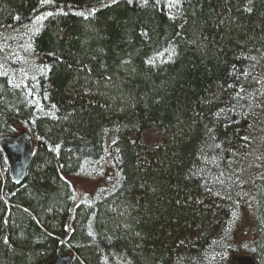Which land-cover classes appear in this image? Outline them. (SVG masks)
<instances>
[{"label":"trees","instance_id":"16d2710c","mask_svg":"<svg viewBox=\"0 0 264 264\" xmlns=\"http://www.w3.org/2000/svg\"><path fill=\"white\" fill-rule=\"evenodd\" d=\"M21 130L0 264H264V0H0V138ZM105 161L72 209L67 178Z\"/></svg>","mask_w":264,"mask_h":264},{"label":"rangeland","instance_id":"374dc122","mask_svg":"<svg viewBox=\"0 0 264 264\" xmlns=\"http://www.w3.org/2000/svg\"><path fill=\"white\" fill-rule=\"evenodd\" d=\"M261 142L260 149L251 160L252 164L249 168L253 177L264 173V136ZM67 181L74 195L73 209L76 204L82 201H91L99 191L110 189L109 187L115 181V172L110 162L105 161L99 167H89L82 174L68 177ZM245 192H248L247 187H245ZM248 216L249 214L244 211L241 213L240 224L235 229L236 245L240 246L250 238L251 224L248 221Z\"/></svg>","mask_w":264,"mask_h":264},{"label":"water","instance_id":"95a60500","mask_svg":"<svg viewBox=\"0 0 264 264\" xmlns=\"http://www.w3.org/2000/svg\"><path fill=\"white\" fill-rule=\"evenodd\" d=\"M0 149L5 156L9 168V177L14 184H21L25 178L32 157V140L28 130H21L12 135L0 138ZM73 254H59L46 264H71ZM227 264H257L248 255L229 258Z\"/></svg>","mask_w":264,"mask_h":264}]
</instances>
